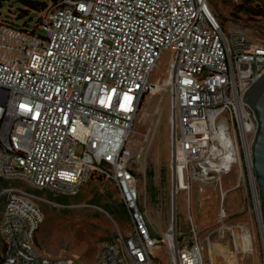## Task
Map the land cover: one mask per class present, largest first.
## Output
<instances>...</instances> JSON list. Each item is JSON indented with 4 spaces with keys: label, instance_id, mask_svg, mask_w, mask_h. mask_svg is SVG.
Instances as JSON below:
<instances>
[{
    "label": "built area",
    "instance_id": "obj_1",
    "mask_svg": "<svg viewBox=\"0 0 264 264\" xmlns=\"http://www.w3.org/2000/svg\"><path fill=\"white\" fill-rule=\"evenodd\" d=\"M212 1L48 0L28 29L13 25L16 8L3 2L11 7L0 12V264H82L37 249L40 203L67 207L39 192L75 196L93 175L114 183L132 226L126 234L116 226L93 264H159L161 248L169 264H207L205 245L241 264L254 252L250 231L226 224L224 209L204 241L189 218L191 241L182 243L173 201L163 238L151 236L139 206L148 141L137 142L135 124L164 85L172 200L185 192L189 202L194 187L221 184L243 161L259 210L250 163L257 123L242 98L264 74V42L224 31ZM162 65L166 82H153ZM15 181L24 187L3 184Z\"/></svg>",
    "mask_w": 264,
    "mask_h": 264
},
{
    "label": "rangeland",
    "instance_id": "obj_2",
    "mask_svg": "<svg viewBox=\"0 0 264 264\" xmlns=\"http://www.w3.org/2000/svg\"><path fill=\"white\" fill-rule=\"evenodd\" d=\"M10 1L17 6L16 0ZM244 1L216 0L210 3V9L224 31H241L257 42H264V19L240 10L239 6ZM254 4L264 6L262 0H255ZM7 7L8 3L0 7L3 15L7 13ZM151 80H161V84L166 82L164 65L153 72ZM169 130V96L163 85L162 90L147 99L135 124L137 142L144 141L146 137L148 141V149L136 177L139 206L147 217L151 236L163 238L167 232L173 216L172 201L182 243L191 241L189 218L196 228L198 239L204 241L208 231L217 227L220 211L224 209L228 216L225 223L244 226L253 238L254 252L246 255L241 264H263L260 223L245 162L242 161L241 168L235 167L225 175L221 184L207 186L203 193L194 187L189 202L185 192H179L172 200ZM240 179L241 185L236 188ZM3 184L24 187L20 181ZM221 190L226 192L224 197ZM39 194L49 199H61L52 194ZM5 200V196L0 198V216ZM40 208L44 213V222L36 233L37 249L53 257H76L82 264L94 263L102 243L112 238L116 226L124 234L132 229L116 186L97 176L90 178L77 195L68 197L67 207L41 202ZM211 240L217 243V233ZM204 256L207 264H226L227 256L220 246L208 249L205 245ZM153 257L159 264H169L164 248L155 250Z\"/></svg>",
    "mask_w": 264,
    "mask_h": 264
},
{
    "label": "water",
    "instance_id": "obj_3",
    "mask_svg": "<svg viewBox=\"0 0 264 264\" xmlns=\"http://www.w3.org/2000/svg\"><path fill=\"white\" fill-rule=\"evenodd\" d=\"M242 101L249 107L257 123L250 147V163L259 199V223L264 240V74L246 90Z\"/></svg>",
    "mask_w": 264,
    "mask_h": 264
},
{
    "label": "trees",
    "instance_id": "obj_4",
    "mask_svg": "<svg viewBox=\"0 0 264 264\" xmlns=\"http://www.w3.org/2000/svg\"><path fill=\"white\" fill-rule=\"evenodd\" d=\"M6 0H0V7L3 6V2ZM255 0H245L240 6V10H244L247 14L261 17L264 19V6L260 4H254ZM48 0H16L15 4L17 5V20L13 21V25H16L20 28L28 29L29 23L31 21L37 22L39 19V13L45 8ZM11 7V5H8ZM93 175L91 178L96 177ZM98 178H102L97 176ZM58 198V197H57ZM58 200L62 204H68V197H59Z\"/></svg>",
    "mask_w": 264,
    "mask_h": 264
},
{
    "label": "bare ground",
    "instance_id": "obj_5",
    "mask_svg": "<svg viewBox=\"0 0 264 264\" xmlns=\"http://www.w3.org/2000/svg\"><path fill=\"white\" fill-rule=\"evenodd\" d=\"M256 209H257V214H258V218H259V210H258V207H257V203H256Z\"/></svg>",
    "mask_w": 264,
    "mask_h": 264
}]
</instances>
